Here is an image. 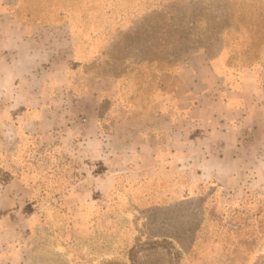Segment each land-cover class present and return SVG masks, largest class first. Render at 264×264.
Segmentation results:
<instances>
[{"label": "rangeland", "instance_id": "obj_1", "mask_svg": "<svg viewBox=\"0 0 264 264\" xmlns=\"http://www.w3.org/2000/svg\"><path fill=\"white\" fill-rule=\"evenodd\" d=\"M23 3V15L70 26L74 93L99 105L102 133L116 93L150 103L159 74L195 57L256 108L235 126L234 176L156 168L132 202L124 187L103 184L96 155L75 153L59 135L36 142L21 171L30 185L17 240L26 264H264V0Z\"/></svg>", "mask_w": 264, "mask_h": 264}, {"label": "crops", "instance_id": "obj_2", "mask_svg": "<svg viewBox=\"0 0 264 264\" xmlns=\"http://www.w3.org/2000/svg\"><path fill=\"white\" fill-rule=\"evenodd\" d=\"M24 7L23 0H0V264L28 261L17 241L30 188L21 171L39 140L59 135L75 153L102 159L99 178L111 189L124 187L128 202L149 185L152 170L172 164L204 180L234 176L241 130L235 126L248 125L256 108L211 73L207 59L160 73L150 103L116 93L102 133L99 105L74 93L70 26L23 15Z\"/></svg>", "mask_w": 264, "mask_h": 264}, {"label": "trees", "instance_id": "obj_3", "mask_svg": "<svg viewBox=\"0 0 264 264\" xmlns=\"http://www.w3.org/2000/svg\"><path fill=\"white\" fill-rule=\"evenodd\" d=\"M135 253H136V250L133 249V250L131 251V257H132V255H135Z\"/></svg>", "mask_w": 264, "mask_h": 264}]
</instances>
